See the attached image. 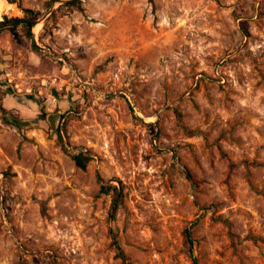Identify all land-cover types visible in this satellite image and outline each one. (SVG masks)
<instances>
[{
  "label": "rangeland",
  "instance_id": "1",
  "mask_svg": "<svg viewBox=\"0 0 264 264\" xmlns=\"http://www.w3.org/2000/svg\"><path fill=\"white\" fill-rule=\"evenodd\" d=\"M62 1L0 0L41 47L0 31V264H193L186 228L197 264H264V0H80L43 28Z\"/></svg>",
  "mask_w": 264,
  "mask_h": 264
},
{
  "label": "trees",
  "instance_id": "2",
  "mask_svg": "<svg viewBox=\"0 0 264 264\" xmlns=\"http://www.w3.org/2000/svg\"><path fill=\"white\" fill-rule=\"evenodd\" d=\"M64 7L65 8L66 7H69V8L75 7L77 9H81L80 0H65L64 2H62V4H60L55 10H53L50 13V15L47 17L46 21L44 22L43 28L47 27L48 23L54 18L55 12L58 10H61ZM39 16H40V12L35 11L33 9H30V8L23 9V15L22 16H14V17H10V18H7V16H4L3 19L0 20V31L3 29H7L16 41H20L19 28H21L23 35L27 39L30 40V44H31L32 49L35 51H39V46L36 44V42L34 40V35L32 32V28L36 25L37 19ZM4 119L7 122H10V119H8L7 117L6 118L4 117ZM13 121L16 124H19V120L16 119ZM55 131L57 134L58 142L61 144L62 148L66 151L65 142L63 140V136L61 135L60 127L57 126ZM70 156L74 162V165L78 168H81V169H85L88 162L91 160L90 155H88L84 152H81V151L77 152V153H73ZM98 179L101 181L100 192L103 194H109V193L113 194L112 212H111V216L113 217L116 210L123 203L122 187L116 186L114 184H107L106 185L103 182L100 175H98ZM184 233H185L186 244L188 246V251L192 255L193 264H197V259L192 254L193 239L191 237L190 230L188 228H186ZM113 244L116 248L117 255L122 260H124L125 259L124 253H123L117 239L115 238V236H113Z\"/></svg>",
  "mask_w": 264,
  "mask_h": 264
},
{
  "label": "water",
  "instance_id": "3",
  "mask_svg": "<svg viewBox=\"0 0 264 264\" xmlns=\"http://www.w3.org/2000/svg\"><path fill=\"white\" fill-rule=\"evenodd\" d=\"M64 1H65V0H63L62 2H64ZM51 11H52V10H51ZM51 11H50V12H51ZM47 16H48V15H47ZM47 16H46V17H47ZM46 17H45V18H46ZM36 44H37V43H36ZM37 45H38V44H37ZM38 46H39V45H38ZM39 48H41V47L39 46Z\"/></svg>",
  "mask_w": 264,
  "mask_h": 264
},
{
  "label": "bare ground",
  "instance_id": "4",
  "mask_svg": "<svg viewBox=\"0 0 264 264\" xmlns=\"http://www.w3.org/2000/svg\"><path fill=\"white\" fill-rule=\"evenodd\" d=\"M37 29H38V26H37Z\"/></svg>",
  "mask_w": 264,
  "mask_h": 264
}]
</instances>
